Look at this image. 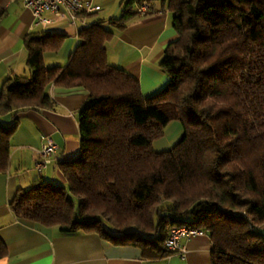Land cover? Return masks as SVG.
<instances>
[{"label":"trees","instance_id":"trees-1","mask_svg":"<svg viewBox=\"0 0 264 264\" xmlns=\"http://www.w3.org/2000/svg\"><path fill=\"white\" fill-rule=\"evenodd\" d=\"M10 1L0 0V20ZM144 1L149 10L154 0H125L107 25L122 28ZM167 9L176 39L159 66L168 83L147 98L135 77L108 64L104 46L113 34L103 20L78 31L64 67L44 63L63 35H26L29 74L1 83L0 119L52 108L51 86L88 95L78 113L79 154L58 164L63 185L18 189L10 210L62 234L136 247L149 259L171 254L163 245L171 227L198 229L210 238L211 264H264L257 232L264 226V0H167ZM172 123L181 137L155 152ZM15 126L0 124V173Z\"/></svg>","mask_w":264,"mask_h":264},{"label":"crops","instance_id":"crops-1","mask_svg":"<svg viewBox=\"0 0 264 264\" xmlns=\"http://www.w3.org/2000/svg\"><path fill=\"white\" fill-rule=\"evenodd\" d=\"M83 1L99 9L86 16L78 15L74 25L66 20L55 21L47 13L45 16L52 22L39 26L34 25L31 12L22 7L20 0H11L0 20V83L15 75L28 76L23 47L26 35L39 32L63 35L62 48L57 53H46L44 63L48 66L49 60L52 66L64 67L78 43V31L103 20L113 34L104 46L108 64L135 77L144 98L160 92L167 85L168 77L159 62L166 47L176 39L167 0L152 1L147 14H136L117 29L107 23L120 17L125 0ZM49 95L53 102L50 109H26L1 118L5 126L12 125L13 121L16 126L10 136L7 170L0 173V239L6 248L0 264H211L212 245L207 234L180 240L187 251L184 258L170 254L149 259L136 247L114 245L96 234H62L56 227H39L13 216L9 204L18 189H26L35 181L63 185L58 164L73 160L79 154L78 113L87 100V92L83 88L51 86ZM181 135L180 125L172 123L164 136L153 143V149L169 150ZM46 136L58 146L57 161L38 171L35 164L40 159L42 138Z\"/></svg>","mask_w":264,"mask_h":264},{"label":"built area","instance_id":"built-area-1","mask_svg":"<svg viewBox=\"0 0 264 264\" xmlns=\"http://www.w3.org/2000/svg\"><path fill=\"white\" fill-rule=\"evenodd\" d=\"M23 8L29 10L34 19V25L46 26L52 21L45 14H52L55 21L66 20L74 25L77 20L78 13H92L99 9L98 6L92 5L90 2L83 0H20ZM148 12V4L144 1L136 5V13L145 15ZM57 144L48 136L42 138L40 148V159L35 164L36 170L40 171L52 162H56L55 153ZM204 232L198 229H190L186 227H171L167 232V237L163 243L164 247L180 258H184L187 254L185 247L180 245V240H189L193 237L201 236Z\"/></svg>","mask_w":264,"mask_h":264},{"label":"rangeland","instance_id":"rangeland-1","mask_svg":"<svg viewBox=\"0 0 264 264\" xmlns=\"http://www.w3.org/2000/svg\"><path fill=\"white\" fill-rule=\"evenodd\" d=\"M46 60H47V59H46ZM47 64H48V66H52V65H50V63H49V60L47 61ZM0 86H1V83H0ZM0 124H3L1 119H0ZM167 148H168V147H167ZM155 149L157 150V151L154 150L155 152H164V151L167 150V149H164V147H156ZM55 185H56V186H59L58 183H55ZM257 232L260 233V234H264V226L258 228V229H257Z\"/></svg>","mask_w":264,"mask_h":264}]
</instances>
